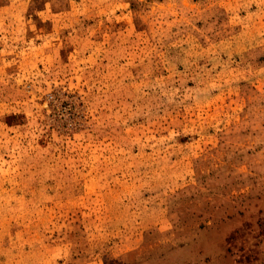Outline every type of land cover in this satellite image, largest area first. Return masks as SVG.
I'll list each match as a JSON object with an SVG mask.
<instances>
[{
    "label": "rangeland",
    "instance_id": "rangeland-1",
    "mask_svg": "<svg viewBox=\"0 0 264 264\" xmlns=\"http://www.w3.org/2000/svg\"><path fill=\"white\" fill-rule=\"evenodd\" d=\"M0 264H264V0H0Z\"/></svg>",
    "mask_w": 264,
    "mask_h": 264
}]
</instances>
